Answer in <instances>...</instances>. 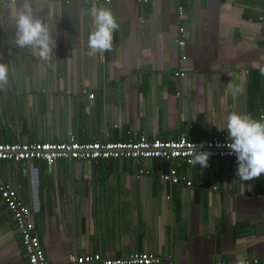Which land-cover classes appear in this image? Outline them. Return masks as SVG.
<instances>
[{
    "label": "crops",
    "instance_id": "obj_1",
    "mask_svg": "<svg viewBox=\"0 0 264 264\" xmlns=\"http://www.w3.org/2000/svg\"><path fill=\"white\" fill-rule=\"evenodd\" d=\"M23 2L0 0V63L9 70L0 142L227 138L219 129L230 112L264 117V0H32L56 41L48 59L15 42ZM94 4L120 26L110 51L89 55ZM180 27L184 47L175 42ZM170 164L151 160L146 173L130 159L1 160L0 178L30 206L50 264L134 252L179 264H264V175L244 182L237 161L209 158L207 168L181 162L191 185L170 184L160 178ZM0 264H28L1 195Z\"/></svg>",
    "mask_w": 264,
    "mask_h": 264
},
{
    "label": "built area",
    "instance_id": "obj_2",
    "mask_svg": "<svg viewBox=\"0 0 264 264\" xmlns=\"http://www.w3.org/2000/svg\"><path fill=\"white\" fill-rule=\"evenodd\" d=\"M105 1L109 2L110 0ZM138 1L148 2L149 0ZM261 19L264 27V17L261 16ZM179 31L180 35L175 39V42L184 47L185 40L182 38L184 27H180ZM184 74L185 72H176V75L183 76ZM86 94L90 99L95 96L94 92H86ZM217 142L226 144L227 138L214 137L198 140L181 135L176 139H161L134 133L128 140L82 142L73 133H70L66 139L55 142H0V161L9 160L16 163L41 160L47 165H52L60 159L84 161L130 159L136 164L143 163L144 166L139 169V172L149 173L151 169L149 161L162 158L171 162L170 167L160 174L163 181L170 184H181L184 181L186 185H191L192 181L181 176L178 167L181 162L189 163L194 145L203 143L204 148L201 150L211 151L210 158H229L237 161L234 155L228 154L229 149L226 146L217 147ZM0 195L15 221L27 263L50 264L41 240L34 231L35 225L31 219L30 206L25 203L19 192L9 182L3 181L1 178ZM69 260L71 264H179L172 258L163 260L150 252H134L119 257H105L99 253L82 255L72 253ZM216 264L226 263L219 261ZM245 264H251V262L247 260Z\"/></svg>",
    "mask_w": 264,
    "mask_h": 264
},
{
    "label": "clouds",
    "instance_id": "obj_3",
    "mask_svg": "<svg viewBox=\"0 0 264 264\" xmlns=\"http://www.w3.org/2000/svg\"><path fill=\"white\" fill-rule=\"evenodd\" d=\"M95 26L88 36L89 55L103 54L113 47L115 32L119 29V21L112 10L95 4L89 13ZM16 26V44L30 47L41 58L48 59L53 54L56 41L50 33L49 26L38 17L32 6V0H24L22 7L14 17ZM8 67L0 63V82L8 79ZM233 95L241 92L239 86L229 84ZM226 144L217 142V147H227L228 154L237 160L236 177L244 182L259 179L264 175V117L254 118L249 113L230 112L226 119ZM194 145V144H193ZM211 147V145H209ZM204 144L194 145L189 163L200 168L209 166L211 151L201 150Z\"/></svg>",
    "mask_w": 264,
    "mask_h": 264
}]
</instances>
